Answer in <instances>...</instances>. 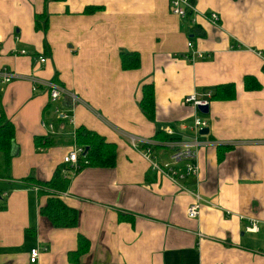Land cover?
I'll return each mask as SVG.
<instances>
[{"label": "crops", "instance_id": "obj_1", "mask_svg": "<svg viewBox=\"0 0 264 264\" xmlns=\"http://www.w3.org/2000/svg\"><path fill=\"white\" fill-rule=\"evenodd\" d=\"M192 2L201 12H216L219 23L200 15L192 24L183 21L169 0H0V66L56 78L82 99L68 110L67 123L55 108L67 109L68 99L50 102L44 88L33 90L24 77L1 90L15 137L11 178H0V264H75L68 253L78 234L89 248L77 264H264L261 230L245 232L242 219L264 220V0ZM36 13L47 14L45 29L35 28ZM23 48L31 55L20 54ZM121 51H137L140 66L122 69ZM194 51L203 56L188 59ZM245 75L260 88L245 90ZM148 83L153 119L139 104ZM225 83L234 84L235 97L211 101L208 113L183 103L193 91L213 92ZM195 114L208 121L200 138L209 143L198 149V174L174 184L151 170L129 136L155 138L168 126L177 135ZM79 126L114 142L116 163L70 177L59 198L77 210V224L56 228L39 213L47 197L19 179H50ZM35 136L57 143L36 147ZM218 146L230 147L220 160ZM154 152L165 162L171 149ZM182 187L205 200L195 219L186 213L193 196ZM32 248L40 251L36 263L29 260Z\"/></svg>", "mask_w": 264, "mask_h": 264}, {"label": "built area", "instance_id": "obj_2", "mask_svg": "<svg viewBox=\"0 0 264 264\" xmlns=\"http://www.w3.org/2000/svg\"><path fill=\"white\" fill-rule=\"evenodd\" d=\"M169 4L172 14L178 16L182 20L189 19L191 24L194 23L193 17L196 15L202 16L214 25L219 23V15L216 12H201L196 9L192 0H169ZM187 45L191 47L192 43L188 41ZM19 53L22 55L29 54L24 48L20 49ZM196 55L200 57L203 56L201 52L194 51L193 54L187 55L186 57L192 60L193 56ZM36 59L39 63H44L46 57L40 55L37 56ZM20 77L28 79L31 82L33 90H37L39 87L44 88L46 92H48L50 102H54L60 98L68 99L69 101L66 105L67 109L64 110L60 107H56L55 116L57 119L64 120L67 123L72 120L68 110L72 109L75 104L82 102V99L75 92L67 89L63 84L53 79H43L32 74L27 76L18 75L8 66H0V89L2 90L5 84ZM211 95L212 90L210 89H206L201 92L193 91L184 96L183 103L189 105L198 112H201V106H207L209 109L210 102L212 101ZM42 125H47L49 129H53L52 123L42 121ZM179 125L181 133L177 135L171 127L168 126L165 128L164 133L170 136L169 139L165 140L138 137L135 135L129 136L131 145L148 161L151 170L157 174L167 177L174 184H177L179 180L187 178L188 176L198 174V149L204 144L209 143L201 140L200 138L202 135L200 134V130L204 127H208V121L206 119H202L195 114L191 124L180 123ZM187 133V138L181 137V135ZM156 147H167L171 149L168 161L159 162L157 160L154 152ZM85 156L86 150L72 141L71 147L62 159V163L66 165V167L62 169L64 176H74L80 169V165L78 163L79 159H85ZM33 188L37 191V187ZM182 189L190 192L193 196V200L188 205L186 213L189 218L195 219L199 216L200 207L205 200L198 190H188L186 187H182ZM60 193L61 192H59L58 195ZM242 219H245L243 229L248 233H258L261 230V226H264V220L260 222L254 218H243V216ZM39 252L38 248H32L30 250L29 260L31 263L37 262Z\"/></svg>", "mask_w": 264, "mask_h": 264}, {"label": "trees", "instance_id": "obj_3", "mask_svg": "<svg viewBox=\"0 0 264 264\" xmlns=\"http://www.w3.org/2000/svg\"><path fill=\"white\" fill-rule=\"evenodd\" d=\"M47 1V0H45ZM183 21H188L183 20ZM47 25V14L36 13L34 15V26L36 29H45ZM192 27L191 30L194 31ZM194 34H198L195 31ZM120 66L124 70L136 69L140 66V54L137 51H121L119 52ZM57 81L56 78H52ZM245 90H256L260 88L259 82L254 76L245 75L244 78ZM211 100H230L236 95L235 86L233 83L218 84L213 88ZM142 96L139 104L141 110L149 118L153 119L155 114V97L154 86L152 83L143 84ZM74 139L77 145L82 146L86 150L85 159L80 158L78 163L80 169L87 166L96 167H113L116 163V144L108 141L104 136L93 130H89L84 126H79L74 130ZM15 126L6 118L4 109L1 104V89H0V178H11L10 163H11V146L14 142ZM155 139L165 140L170 136L164 133V130H159L154 135ZM173 138V137H171ZM71 141V143H72ZM57 141L47 136H35L34 144L39 146H51ZM230 147L218 146V160L224 157L225 150ZM65 164H59L54 170L52 176L48 180H38L34 176H26L19 179L22 183L37 187L38 196H46L44 204L40 205L39 213L45 218L52 227L56 228H73L76 227L78 213L77 210L66 205L60 198L58 193L65 191L69 184L70 177L64 176L62 169ZM78 170V171H79ZM1 208H5V203H1ZM89 248V240L82 234L77 235L76 250L68 253L70 260H75L78 263L79 257L84 254Z\"/></svg>", "mask_w": 264, "mask_h": 264}, {"label": "water", "instance_id": "obj_4", "mask_svg": "<svg viewBox=\"0 0 264 264\" xmlns=\"http://www.w3.org/2000/svg\"><path fill=\"white\" fill-rule=\"evenodd\" d=\"M201 112L208 113V107L207 106H201L200 107ZM209 132L208 127H204L200 130V134H207ZM12 152L10 151V155L12 156Z\"/></svg>", "mask_w": 264, "mask_h": 264}, {"label": "rangeland", "instance_id": "obj_5", "mask_svg": "<svg viewBox=\"0 0 264 264\" xmlns=\"http://www.w3.org/2000/svg\"><path fill=\"white\" fill-rule=\"evenodd\" d=\"M189 41L192 43V46H193L192 39H189ZM192 46H191V48H192ZM1 203H3V202H1ZM259 235H261L262 237H264V227L261 228V232L257 236H259Z\"/></svg>", "mask_w": 264, "mask_h": 264}]
</instances>
